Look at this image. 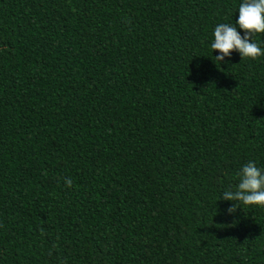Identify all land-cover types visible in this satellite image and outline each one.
<instances>
[{
    "label": "trees",
    "instance_id": "obj_1",
    "mask_svg": "<svg viewBox=\"0 0 264 264\" xmlns=\"http://www.w3.org/2000/svg\"><path fill=\"white\" fill-rule=\"evenodd\" d=\"M240 3L0 0V264H264L217 201L264 168V56L209 47Z\"/></svg>",
    "mask_w": 264,
    "mask_h": 264
},
{
    "label": "clouds",
    "instance_id": "obj_2",
    "mask_svg": "<svg viewBox=\"0 0 264 264\" xmlns=\"http://www.w3.org/2000/svg\"><path fill=\"white\" fill-rule=\"evenodd\" d=\"M235 22L218 23L210 41L212 60L219 65L227 63L233 52L240 59L255 60L264 56V0H241ZM254 36H261L254 40ZM217 53L213 57V53ZM238 183L234 188L222 191L217 201L226 202L229 206L223 214L232 216L240 205L245 207L264 208V168L253 162L242 165L237 173ZM71 187V179L64 181Z\"/></svg>",
    "mask_w": 264,
    "mask_h": 264
}]
</instances>
